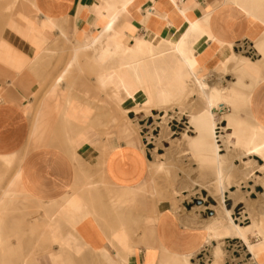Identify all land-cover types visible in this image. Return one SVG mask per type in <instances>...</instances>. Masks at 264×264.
<instances>
[{
  "label": "crops",
  "instance_id": "0c3cea01",
  "mask_svg": "<svg viewBox=\"0 0 264 264\" xmlns=\"http://www.w3.org/2000/svg\"><path fill=\"white\" fill-rule=\"evenodd\" d=\"M15 9L14 19L0 21V251L17 253L10 262L0 253V264H26L19 251L36 248L46 217L60 254L84 251L71 264H181L183 255L190 262L207 245L205 227L186 228L161 208L153 219L152 203L132 195L149 160L138 140L118 128L123 114L102 85L108 74L119 81L126 72L119 59L132 55L107 46L162 42L166 31L177 36L194 22L197 72L215 77L235 70V49L244 47L250 64L239 81L248 98L233 115L264 131V0H18ZM243 154L240 146L228 157L236 182L264 163ZM234 158H246V166L235 167ZM231 196L243 200L239 190ZM73 198L86 203V212L64 231L62 217L72 219L73 210L56 209ZM117 201L128 204L116 207ZM252 222L251 232L264 237V223ZM229 233L225 225L217 236Z\"/></svg>",
  "mask_w": 264,
  "mask_h": 264
},
{
  "label": "rangeland",
  "instance_id": "374dc122",
  "mask_svg": "<svg viewBox=\"0 0 264 264\" xmlns=\"http://www.w3.org/2000/svg\"><path fill=\"white\" fill-rule=\"evenodd\" d=\"M17 1L0 0V21L6 24L14 19ZM6 27L8 26L6 25ZM235 53L239 57L247 55L246 52L244 53V47L242 46L237 47ZM228 73L227 76L215 77V74L210 72L207 74L206 84H208V87H212V84H214L213 86L224 89L235 86L240 90L239 75L237 79L234 71ZM214 82L218 84L216 85ZM106 89H109L110 94H112L110 87ZM110 94L108 98L116 101L117 99L111 97ZM200 108V97L194 92L183 100L182 104L166 109L150 110L149 113L131 112L128 117L121 111L123 117L118 123V128L121 127L120 129L125 131L127 135L138 140L139 146L146 153L149 160L148 175L132 195L146 197L152 203L153 219L159 213L160 208L162 210L167 209L172 211L178 221L186 228H206L212 226L215 220L222 217L220 194L215 186L211 187L209 185V183L213 184L211 181L214 180L213 172L209 171L207 166L198 167L197 163L192 162L191 152L188 151L187 146L184 147V144L177 142L183 135L189 138L196 137L195 126L190 123L189 118ZM230 113L231 108H224L222 105L219 106L213 117L215 128L213 138L217 153L220 155H226L228 151H231L235 142L234 138L227 137L232 132L231 128L228 127V120L226 122L221 117ZM239 116L244 117V112H239ZM244 123L247 124V122ZM240 160L242 162L234 158L232 160L233 165L236 167L241 164L245 167L244 163L248 160L246 158ZM254 160L257 165H261L257 159ZM159 163L165 164L162 169H156ZM245 172L246 175L243 174L242 179L231 184L235 186L229 185L228 188L231 186L229 191L227 188L223 192L222 207L230 213L229 216L233 224L246 228L247 241L257 245L259 244L257 240L261 239L255 236V232L251 233L250 225L253 223H251L252 219L264 223V172L259 170H246ZM232 173L235 176L233 170ZM244 176L246 179L249 178L246 182H244ZM233 180H235V177ZM100 186L109 195L108 192H111V189L107 183L101 185L100 182ZM10 187L16 188L15 180L10 183ZM237 190L243 196L241 201L231 196ZM80 204L81 207L78 212H68L73 216L72 219L62 217L61 223L64 231L68 229L67 225L70 224V221L74 225L76 221L81 219V215L86 212V203L81 202ZM126 204L128 203L124 201L114 203L116 207H123ZM57 207V213L59 210L66 211L63 204ZM49 224L51 223L46 217L44 225L41 227L40 236H38L35 243L36 248L19 251L20 259L24 257L26 264L36 263L39 260L42 263L71 264L74 258L83 256L84 251L77 256L64 251H61L60 254L59 245L54 239V234H49ZM121 233L124 235L121 231L120 236ZM217 238H214L215 242L205 245L204 249L190 260V264H255L246 244L242 239L232 234L231 230L227 238ZM123 242V244H120V248H122V252H125V247H127L125 235ZM52 245H57L58 250L50 249ZM2 252L3 255H6L4 258L7 259V262H10L12 257L16 258L17 251H0V253ZM74 252L79 254L80 249L76 247ZM122 255L124 256V254ZM171 263L173 264V260Z\"/></svg>",
  "mask_w": 264,
  "mask_h": 264
},
{
  "label": "bare ground",
  "instance_id": "6f19581e",
  "mask_svg": "<svg viewBox=\"0 0 264 264\" xmlns=\"http://www.w3.org/2000/svg\"><path fill=\"white\" fill-rule=\"evenodd\" d=\"M127 5L128 3L122 5L124 11H126ZM108 30H110V27L107 26L106 32ZM199 33L200 26L194 22H188L185 29L177 36L174 32L166 31L162 37V42H155V40L154 42H138L126 47L116 41L109 42L107 46L109 49H120L122 55L130 53L132 56L119 59L120 65L126 67V72L120 73L119 81L114 82V75L108 74L102 85L104 89L109 87L112 89L110 96L117 99V108L124 114L128 111L149 113L151 109H166L182 104L183 100L194 92L199 95L201 108L189 118L190 123L195 126L197 135L195 134L196 137L192 138L183 135L181 139L176 141L184 144V147L185 145L187 146L188 151L191 152V156H189L192 162L197 163L198 167L207 166L209 171L213 172L214 180H211L213 184L209 183V185L211 187L215 186L220 194L222 217L215 220L212 226L205 228L206 244L210 243L211 238H217V233L227 225L231 233L242 239L244 244H246L248 252L252 256V261L255 264H259L264 260V237L261 238L255 230V236L260 237L262 243L257 245L249 243L245 234L246 228L233 224L229 216L230 213L222 207L223 192L229 185L234 183L235 180L233 178L236 176L233 175L232 167L228 160L230 151L226 155L217 153L213 138V130L215 129L213 117L220 105H223L224 108H231L232 113L230 115L225 114L221 117L228 120V127L232 129L231 134L227 137L235 139L233 149L243 146L244 157L254 155L259 156L264 161V131L250 123L245 124L235 119L236 116L233 115V111H236L242 103L246 102L248 97L245 94L243 95L235 86L224 89L212 84V87H208V84H206L207 74L200 71V73L197 72L193 52L196 50L194 44L197 37L195 35ZM237 57V63L236 65L234 64V73L240 77L244 75L245 70H248L244 67V64L250 63L244 57ZM161 69H163L162 73ZM166 69L168 70L167 75L165 74ZM90 97L92 96L90 95ZM164 165V163H159L156 169H162ZM257 168L259 171L264 172V163ZM81 202L77 198L68 199L63 203V206L67 212L71 210L78 212ZM252 230L251 226L250 231ZM124 235L121 233V237H124ZM190 258L191 255H183L179 261L181 264H190Z\"/></svg>",
  "mask_w": 264,
  "mask_h": 264
}]
</instances>
